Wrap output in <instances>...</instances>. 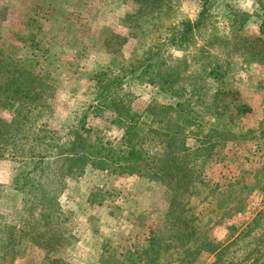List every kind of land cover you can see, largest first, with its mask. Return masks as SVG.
I'll list each match as a JSON object with an SVG mask.
<instances>
[{
	"label": "rangeland",
	"instance_id": "obj_1",
	"mask_svg": "<svg viewBox=\"0 0 264 264\" xmlns=\"http://www.w3.org/2000/svg\"><path fill=\"white\" fill-rule=\"evenodd\" d=\"M158 4L160 10L153 14L143 9L139 14L134 0H0V46L35 58L33 69L54 84L49 112L43 117L48 132L69 134L93 100L97 72L135 64L183 21L197 20L202 8L201 0ZM241 12L247 19L240 23L235 14ZM262 19L264 0H209L203 28L193 31L184 49L171 46L164 54L185 75L182 97L134 76L125 78L124 91L138 113L150 103L190 99L197 117L185 128L191 150L204 146L200 140L210 128L227 130L223 137L211 136L210 141H218L210 143L216 145L208 157L196 161V183L183 194L191 224L220 242L222 253L202 252L190 264H264ZM216 89L222 92L217 107L212 103ZM233 104H245L251 111L236 114ZM87 112L86 122L93 129L120 135L108 113ZM13 116V111L0 109L2 119ZM151 136L144 148L150 159L158 146ZM18 164L16 158H0V185L5 189L0 212L10 218L21 206L22 195L9 189ZM171 200L165 186L146 176L87 166L81 175L66 180L58 198L74 237L69 245L47 252L25 241L17 253L0 255V264H50L57 258L70 264H106V242L123 249L146 246L151 232L161 229ZM16 228L23 230L25 225ZM176 259L172 264H179Z\"/></svg>",
	"mask_w": 264,
	"mask_h": 264
},
{
	"label": "trees",
	"instance_id": "obj_2",
	"mask_svg": "<svg viewBox=\"0 0 264 264\" xmlns=\"http://www.w3.org/2000/svg\"><path fill=\"white\" fill-rule=\"evenodd\" d=\"M134 1L140 5L139 14L142 9L148 14L160 10L159 0ZM208 4L209 0H201L197 20L183 21L181 28L154 43L146 56L135 64L96 73L95 95L86 111L92 115L108 113L112 124L120 131L115 137L89 126L86 111L74 121L69 134L61 137L48 132L43 117L49 112L54 84L33 69L35 58L19 56L0 46V109L14 112L11 120L0 117V158L6 155L17 159L19 164L9 189L22 195L20 209L12 215L14 218L0 212V255L16 252L25 241L47 252L69 245L74 237L58 198L66 180L81 175L87 166L114 174L146 176L172 194L161 229L151 232L146 246L123 249L106 242L103 248L108 256L106 264H172L176 257L179 264H190L202 252L216 256L222 253L220 242L208 239L191 224L183 194L192 182L196 183L200 172L193 169L196 161L208 157L216 145L210 143L218 141V138L210 141L211 136L223 137L227 130L210 128L200 140L204 146L191 150L186 142L185 128L193 125L197 117L189 98H180L176 104L150 103L138 113L132 106L130 93L123 87L125 78L134 76L182 97L179 91L184 90L185 75L178 72V63L167 61L164 54L171 46L184 49L193 31L203 28ZM235 15L240 23L247 19L242 12L240 16ZM259 33L264 40V19L259 23ZM209 74L218 75L215 70H210ZM221 93L218 89L214 93L212 103L215 107ZM233 106L236 114L251 111L245 104ZM150 133L153 136L149 140L155 139L158 143L151 159L144 151L145 139ZM4 191L0 185V197ZM98 196L103 197L101 193ZM17 224L25 228L19 230ZM50 264L70 263L57 258Z\"/></svg>",
	"mask_w": 264,
	"mask_h": 264
}]
</instances>
